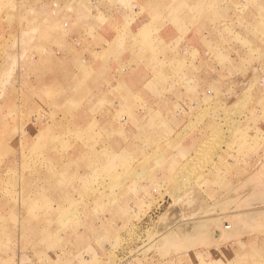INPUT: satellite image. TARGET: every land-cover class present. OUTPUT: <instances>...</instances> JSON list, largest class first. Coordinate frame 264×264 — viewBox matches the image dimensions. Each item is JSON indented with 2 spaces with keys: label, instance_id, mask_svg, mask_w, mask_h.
Listing matches in <instances>:
<instances>
[{
  "label": "rangeland",
  "instance_id": "374dc122",
  "mask_svg": "<svg viewBox=\"0 0 264 264\" xmlns=\"http://www.w3.org/2000/svg\"><path fill=\"white\" fill-rule=\"evenodd\" d=\"M222 19L252 58L219 60L205 96L184 89L172 112L184 39ZM198 113L218 121L213 138L171 155L185 148L162 123ZM261 117L264 0H0V264H264V134L243 124ZM224 145L248 172L229 174L212 239L197 218L215 214L205 169Z\"/></svg>",
  "mask_w": 264,
  "mask_h": 264
},
{
  "label": "crops",
  "instance_id": "0c3cea01",
  "mask_svg": "<svg viewBox=\"0 0 264 264\" xmlns=\"http://www.w3.org/2000/svg\"><path fill=\"white\" fill-rule=\"evenodd\" d=\"M249 25V22L243 24V26L241 27L243 34H245L246 30L249 28ZM236 30L237 29L233 27V25H230L227 20L223 21L222 19V21H215V23L211 24V26L207 30L199 32L194 29L187 34V38L184 39V42L188 43V45L190 46V48L188 49H190V53L191 51H193V54H187L186 48L181 50L182 53L179 52V54H181L183 57L187 55V57L185 58L186 64L188 66L186 68H182L180 70L181 73L179 75H187L190 80L188 79V81H183L182 83H178L175 85L177 94H174L173 97L167 101V108L171 109L172 112H175L176 109H183L184 107L189 105L190 101L185 100L186 98L182 94L185 91L184 89L190 90L191 88L196 87L197 90H199L198 92L201 91V95L202 97H204L205 95L204 92H202L201 85L202 80L205 77V79H209L210 83L213 82V80H211L209 77L216 75V72L219 71L220 68H218L217 65L219 60L233 61L242 58H247L248 60H250L249 58H252V55L250 54H252L251 51L253 50V46H250V42L245 44L246 41L244 43H242V41L237 42L234 41L237 39H235L234 37L232 38L234 34L239 33ZM223 34L226 35V38H221V35ZM227 36L229 38H227ZM232 39L234 40L232 41ZM126 71L127 69L123 70L122 72L126 75L127 73H129ZM108 84L118 86V83L116 82H108ZM199 99H197V101H193V109L198 106L197 102L201 101V103L205 104V108H208V106L212 107L211 104L208 105L204 102V100ZM179 104H181V106L177 108ZM168 113H170V111ZM182 114L177 116H174L173 114H168L165 122L162 123L163 130L166 131H163L161 133L157 132L158 136L161 135L163 137L162 139L167 138V136H170L174 147L181 146L182 148H185L180 149L179 152L173 150L170 153L173 156L194 155L204 141L213 138L214 132L212 131V128L215 124H218V121H214L212 115L207 116L198 113L196 115L187 116ZM129 120L131 123H135V121L131 120V118ZM247 120L248 121H243V124H248V129L252 131L254 129L255 124L262 125L260 129L261 131H263L262 135L264 134V117H261L259 119L254 118ZM149 124H153L152 127H154L155 125L154 122H150ZM192 127L193 129L191 131ZM226 136V139L230 138L229 135ZM188 143L191 144L192 147L187 149L186 147ZM221 153L222 156L219 157L217 155L214 158L213 163L205 169L206 171L211 173L209 181L207 183V187L209 188L211 195H213L214 197L211 204L216 205L215 214L211 217L202 215L197 218V221L199 222L198 224L201 225V228L203 230V235L204 232H206L208 235L211 236L212 239H219V237L223 235L222 223H214L215 226H213L210 231H207L206 229L208 228L207 224H209L207 223L208 220L216 219L219 222L220 218L225 217L228 214L227 210L229 205L231 204L232 195L228 191L226 192V189H229L232 186V180L234 179V176H231L229 174L233 172H239V178L240 176H243L244 173L248 172V170L243 165H235L231 160L228 159L229 151L226 145L222 147ZM184 164V161L183 163H180L178 165L169 163L167 165V168L164 167V170L167 169V171L171 170L174 172L180 171L182 170ZM205 205L206 204L202 202L200 204L199 209H193V211L195 212L203 210ZM187 213H190V210L179 209L172 215L168 216V222L171 223V225L167 227L168 231L171 232L172 230L173 233H175L177 226L182 222L183 217L186 218L185 215ZM162 234H164V232ZM232 241L233 240L231 239L226 243V248L230 246L229 243H232Z\"/></svg>",
  "mask_w": 264,
  "mask_h": 264
}]
</instances>
